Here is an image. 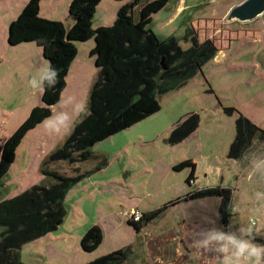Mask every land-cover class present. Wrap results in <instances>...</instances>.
Instances as JSON below:
<instances>
[{"label": "rangeland", "instance_id": "obj_1", "mask_svg": "<svg viewBox=\"0 0 264 264\" xmlns=\"http://www.w3.org/2000/svg\"><path fill=\"white\" fill-rule=\"evenodd\" d=\"M17 1L0 0V12L14 8ZM186 1L202 5L166 25L176 4L170 1L168 7L155 14L151 28L161 38L175 35L184 48H189L193 42L185 34L191 26L200 41L212 39L219 51L185 86L160 96L158 112L94 144V157L52 164V168L70 176L86 172L90 175L67 193V214L59 228L23 244L21 258L25 264L87 263L91 261L86 260L88 257L98 258L134 243L136 231L123 211L155 209L192 191L216 186L233 189V215L228 225L219 217L221 198L209 196L170 207L169 218L159 219L153 227L185 221L190 228L197 227L205 234H227L229 246L249 247L238 258L228 255L219 264H264V138L256 137L243 158L229 155L240 112L264 129V12L241 21L229 19L228 15L245 0ZM104 2L107 7L112 0ZM61 3L57 15L67 9L69 26L74 19L65 2ZM135 9L138 19L140 8ZM103 12L99 9L95 28L100 27ZM111 13L113 16L112 10ZM117 13L118 10L114 19L106 23L113 25ZM2 28L0 24V35ZM8 33L9 28L5 34ZM89 41L95 39L78 42L81 50L76 64L81 62L77 65L80 69L75 67L68 73L66 87L60 101L52 106L51 116L30 130L17 148L15 160L0 184V201L36 184L53 182L46 179L42 164L85 117L99 75L96 57L90 54L89 45H84ZM23 44L10 45L8 38L5 43L0 38V147L34 107L43 105V79L50 63L37 43L27 42L29 47ZM191 112L200 117L198 127L183 140L172 141L176 123ZM104 159L107 164L96 170ZM187 159L196 163V178L191 183L187 180L192 167L174 169ZM76 196L82 197L79 203ZM94 224L105 229L103 243L92 253L81 251V239ZM252 248L259 249V254H253Z\"/></svg>", "mask_w": 264, "mask_h": 264}, {"label": "trees", "instance_id": "obj_2", "mask_svg": "<svg viewBox=\"0 0 264 264\" xmlns=\"http://www.w3.org/2000/svg\"><path fill=\"white\" fill-rule=\"evenodd\" d=\"M41 1L28 0L9 26V44L37 43L43 48L50 67L43 79V105L34 107L29 117L4 139L0 147V184L26 134L50 117L52 106L60 101L70 67L78 55V42L95 39L90 54L96 57L99 75L85 117L76 123L65 143L42 164L46 179L51 178L53 182L36 184L15 197L0 201V227L3 228L0 233V264H25L21 258L23 244L59 228L67 214V193L90 175V172L77 176L61 173L52 168L55 161L75 163L94 157V144L158 112L161 109L160 96L185 86L219 51L212 39L200 41L191 26L185 34L186 39L193 42L189 48H184L175 35L161 38L151 28L154 15L171 0H131L118 9L113 25L97 28L94 27V19L102 0H72L69 13L74 24L70 29L61 20L42 17ZM137 7L140 8L138 19L134 13ZM53 70L57 72L56 76H52ZM199 120V115L191 112L178 121L172 141L186 138L198 127ZM256 137L264 138V129L240 112L230 157L243 158ZM105 164L106 159L96 170H101ZM186 167H192L187 180L191 183L196 178L193 160H184L174 169ZM232 195L233 189L224 186L202 188L143 212L141 220H129V224L139 233L170 206L183 200L218 196L221 198L219 217L223 224L228 225L233 215ZM103 240L102 226L94 224L83 235L81 247L85 252H94ZM133 255V246L127 245L84 264H132Z\"/></svg>", "mask_w": 264, "mask_h": 264}, {"label": "crops", "instance_id": "obj_3", "mask_svg": "<svg viewBox=\"0 0 264 264\" xmlns=\"http://www.w3.org/2000/svg\"><path fill=\"white\" fill-rule=\"evenodd\" d=\"M61 1H64L65 6L69 9L72 0H48L46 4H44V0H42L40 4V15L49 19H61L65 22L66 25V20L69 18V16L67 17V9H64L63 12H60L61 15H59V17L57 15L58 9L62 5ZM104 1L105 0H102L99 4L95 15L96 17L99 12V9H104V12L101 16L102 23L100 24V26L109 25L110 23H106V21H112L114 19V12H117V10L120 8L119 6L131 0H112L110 4H107V7L104 6ZM171 1L172 3H174L173 1H176V4L174 5L175 9L171 12L170 15H168L165 21L166 25L173 24L177 19L181 17L182 14L185 13V11L191 8L194 10L196 6L202 5L201 3L197 5H190L186 0ZM27 3L28 0H18L14 8L12 7L9 11L2 10V12H0V24L3 26V28L1 29L3 35H0V38L3 43H5V40H7L8 38V35L5 33H7V29L9 28L10 23L14 19H16L17 16H19V14L22 12L23 8L26 6ZM169 4L170 3H168L166 7H168ZM101 5L103 6V8ZM110 9L113 11V16L112 13L110 14ZM154 20L155 15L153 17V21ZM71 21V24L69 26L66 25V27L71 28L73 26L74 22L73 20ZM23 45L29 47L30 44L27 45L26 43ZM84 45H89V49L92 50L95 46V42L89 41L87 44ZM80 50L81 46L79 47L78 45V55ZM84 51L85 54H87V51ZM77 57L73 61L70 70L75 67L76 70L80 69V66L77 65L81 64V62L76 64ZM80 185V183L77 184V186ZM81 198V196H76L75 200L79 203ZM183 201H181L180 203H182ZM170 207H168V209L163 214H161L160 217L148 223L141 230V232H135L136 240L134 241V243H130L132 246H134L135 250L134 255L132 257V264H219L228 255L233 256L234 254L237 258L240 256L242 252L241 248L229 246L228 242L226 241L229 240V235L227 234L223 236H217L214 233L210 232H207L205 234L200 229L198 230L197 227H195V230L192 227L190 228V226H188L185 221H183L182 223H178V221L176 220V223L172 222V224L168 226L159 224L158 226L153 227V223L159 222V219H165L168 217ZM150 210L153 209L147 207L142 211L146 212ZM176 224L178 227H176ZM102 228L105 233V229L103 226ZM252 238H255V234ZM78 251L80 252V250ZM81 251H83V249ZM97 256L98 255L88 257L86 260L92 261ZM78 262L74 264H82Z\"/></svg>", "mask_w": 264, "mask_h": 264}, {"label": "water", "instance_id": "obj_4", "mask_svg": "<svg viewBox=\"0 0 264 264\" xmlns=\"http://www.w3.org/2000/svg\"><path fill=\"white\" fill-rule=\"evenodd\" d=\"M262 12H264V0H245L230 10L228 18L246 21L255 18Z\"/></svg>", "mask_w": 264, "mask_h": 264}, {"label": "built area", "instance_id": "obj_5", "mask_svg": "<svg viewBox=\"0 0 264 264\" xmlns=\"http://www.w3.org/2000/svg\"><path fill=\"white\" fill-rule=\"evenodd\" d=\"M122 214L129 220H133V221H139L142 218V212H140L137 209H128L123 211Z\"/></svg>", "mask_w": 264, "mask_h": 264}, {"label": "clouds", "instance_id": "obj_6", "mask_svg": "<svg viewBox=\"0 0 264 264\" xmlns=\"http://www.w3.org/2000/svg\"><path fill=\"white\" fill-rule=\"evenodd\" d=\"M57 75V72L55 71V70H53L52 71V76H56ZM247 247H249L247 244H242L241 245V251H243V249H245V248H247ZM259 249H257V248H252L251 249V252L253 253V254H259Z\"/></svg>", "mask_w": 264, "mask_h": 264}]
</instances>
